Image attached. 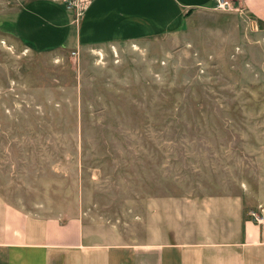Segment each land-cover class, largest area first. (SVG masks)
<instances>
[{
  "label": "rangeland",
  "instance_id": "rangeland-1",
  "mask_svg": "<svg viewBox=\"0 0 264 264\" xmlns=\"http://www.w3.org/2000/svg\"><path fill=\"white\" fill-rule=\"evenodd\" d=\"M28 1L0 0V14ZM53 1L75 17L88 0ZM223 1L74 58L0 30V197L80 214L107 240L138 238L141 221L155 229L154 197L264 204V23Z\"/></svg>",
  "mask_w": 264,
  "mask_h": 264
},
{
  "label": "crops",
  "instance_id": "crops-1",
  "mask_svg": "<svg viewBox=\"0 0 264 264\" xmlns=\"http://www.w3.org/2000/svg\"><path fill=\"white\" fill-rule=\"evenodd\" d=\"M211 0H88L76 14L53 0H30L0 14V30L33 47L153 37L175 29L183 11ZM264 23V0H244ZM155 229L107 240L80 214L29 213L0 197V264H264V204L240 192L151 198ZM259 216L256 220L253 216Z\"/></svg>",
  "mask_w": 264,
  "mask_h": 264
},
{
  "label": "built area",
  "instance_id": "built-area-1",
  "mask_svg": "<svg viewBox=\"0 0 264 264\" xmlns=\"http://www.w3.org/2000/svg\"><path fill=\"white\" fill-rule=\"evenodd\" d=\"M226 1H221V0H216V3H217V5H221V4H224ZM70 53H71V55H72V58H74L75 57V54H76V49H72V50H70ZM253 216H254V218L256 219V220H259V216H255L254 214H253Z\"/></svg>",
  "mask_w": 264,
  "mask_h": 264
},
{
  "label": "trees",
  "instance_id": "trees-1",
  "mask_svg": "<svg viewBox=\"0 0 264 264\" xmlns=\"http://www.w3.org/2000/svg\"><path fill=\"white\" fill-rule=\"evenodd\" d=\"M62 6H65V5H62ZM188 12V11H187ZM23 41H25L26 43H29L30 45H32L29 41L25 40V39H22ZM33 46V45H32Z\"/></svg>",
  "mask_w": 264,
  "mask_h": 264
}]
</instances>
